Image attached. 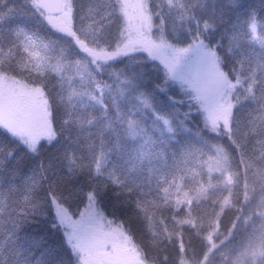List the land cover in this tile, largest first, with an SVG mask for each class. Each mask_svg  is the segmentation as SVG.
I'll return each instance as SVG.
<instances>
[{
	"label": "trees",
	"instance_id": "1",
	"mask_svg": "<svg viewBox=\"0 0 264 264\" xmlns=\"http://www.w3.org/2000/svg\"><path fill=\"white\" fill-rule=\"evenodd\" d=\"M73 2L77 26L85 12L105 23L98 19L99 11L117 4L119 20L109 17L104 28L109 50L124 38L127 15L119 11L118 0ZM146 2L154 10L160 4V0ZM184 13L177 35L171 33L170 15L163 25L151 19L149 36L161 37L186 53L198 47L215 53L216 66L227 72L225 77L233 85L227 98L232 103V134L240 145L237 131H264V45L259 42L264 40V0H184ZM253 21L258 39L252 38L249 28ZM42 22L30 0H0V68L7 69L0 74L40 89L55 131L53 140L32 150L0 130V264H81L51 201L62 205L69 219L82 223L81 209L90 193L101 223L120 227L138 260L134 240L150 254L166 255L161 264H176V249L160 237L148 246L147 218L143 224L138 222L136 201L156 209L167 224L176 198L186 196L178 208L198 206L204 220L201 227L209 216L215 222L210 243L195 224L184 230L182 244L190 250L191 260L198 259L207 246L236 264H264V254H252L253 249H264L260 196L264 184L247 191L249 172L242 150L236 155L237 149L232 148L230 158L217 163L222 141L218 132L210 131V114L199 95L171 77L155 58L118 54L99 69L89 64L95 80L109 86L101 96L107 107L80 98L83 92L100 93L92 77L81 81L75 75L70 42ZM25 29L40 35L39 44L18 47V33ZM57 61L62 68L49 77L18 71L23 63L54 66ZM250 82H254L253 93L247 91ZM102 111L107 115L102 116ZM89 118H94L91 124ZM221 124L218 119L217 128ZM56 140L61 141L59 148ZM68 155L86 162L82 171L66 168ZM226 168L234 175L228 176ZM225 197L228 202L221 208L219 201Z\"/></svg>",
	"mask_w": 264,
	"mask_h": 264
},
{
	"label": "rangeland",
	"instance_id": "2",
	"mask_svg": "<svg viewBox=\"0 0 264 264\" xmlns=\"http://www.w3.org/2000/svg\"><path fill=\"white\" fill-rule=\"evenodd\" d=\"M124 3L127 5V21L124 28L126 35L119 41L132 37L140 38L142 42L131 43L129 45L131 51L120 53V55L127 57L146 54L151 59L155 58L161 66L163 65L167 73L166 65H171L172 72L170 76L199 95L208 114H215L218 107L225 102V97L228 96V87L216 81L209 52L202 47H198L195 51L189 50L188 53L186 51L177 52V48L165 43L163 38H152V35L149 36L150 31L152 32V23L150 21L146 25L143 18V13L146 10V0H124ZM171 12L170 30L172 35L175 36L181 30L183 22H185V15H182L184 13V0H173ZM59 33L58 35L61 37V32ZM22 34L24 45L27 48L39 44L40 40L36 31L31 33L26 32L25 29ZM29 37L35 42L34 44L29 42ZM29 62L31 61L29 60ZM29 64L33 65L35 63ZM85 97L86 99L89 98L86 92L81 93L80 98ZM12 107H20V109L23 107L24 112L22 111V113L33 116L34 121H21V116L17 115V119L13 120L8 128L9 133H14L20 137L28 147L32 141L35 142L34 146L40 143L45 146L48 141L53 140L55 131L50 118V110L46 101L42 98L40 89L16 78L0 74V123L6 124L7 115L5 113ZM49 132L54 133V135L50 136ZM237 135L239 136L242 156L249 172L247 191H255L264 184V131L251 133V131L245 129L242 132L237 131ZM54 143L58 148L62 145L61 141L56 140ZM64 162L66 168L70 170L78 169L79 171H82L83 165L86 164L85 161L80 162L79 159H75L73 155H68ZM93 198L91 193L86 196V202L81 209L84 216L82 223L69 219L68 214L64 212L65 208L57 201H51L56 209L57 222L65 230L68 243L71 240V244L69 243L71 249L79 254V259L83 261V264H139L137 256L133 255L131 253L132 249L126 245L127 241L123 230L116 225L106 226L101 223V216L96 214L94 207L91 205V199ZM57 206L63 210V220L57 217ZM71 245L77 246L75 250ZM210 256L213 259L215 257L222 259L226 255L222 251L213 250ZM206 264H210V262L206 261Z\"/></svg>",
	"mask_w": 264,
	"mask_h": 264
},
{
	"label": "clouds",
	"instance_id": "3",
	"mask_svg": "<svg viewBox=\"0 0 264 264\" xmlns=\"http://www.w3.org/2000/svg\"><path fill=\"white\" fill-rule=\"evenodd\" d=\"M173 2V0H172ZM118 5L113 4L111 9L105 6L98 13V19L105 23L110 22L109 17L112 20H119ZM146 10L153 21L160 20L161 24H165L167 18L172 14L171 7L169 6V0H160L158 9L154 10L150 4H146ZM97 18L90 17L87 12L83 13L81 18V23L79 26L76 25V30L82 39L93 47H106L109 48L110 45L107 43L104 36L105 23L96 22ZM70 46L74 49V54L72 56V61L88 62L91 64L90 58H88L75 44L71 41L69 37ZM7 69L0 68V71H6ZM18 71L24 74H33L40 77H49L54 72V66L52 64L42 65L36 62L35 66L28 63H23L18 67ZM227 77V72H225ZM43 86V83L41 84ZM212 133H219L220 140L222 143L218 145V149L221 150V155L230 158L232 148L237 149L236 155H239L241 151V146L236 142L233 137L229 138L228 132L224 129L223 124H221L216 130L211 129ZM225 172L228 176H233L234 173L230 168H226ZM261 199H264V192L260 194ZM194 198V197H190ZM228 202L227 197L219 201V205L222 208ZM216 203V201H213ZM134 211L136 213V218L141 224L144 223L145 218H147L148 227L147 233L149 234L146 239V243L149 247H153L156 244L154 237H160L161 239H167L169 245L176 249V264H180V258L184 257L187 264H206L209 261L210 264H236V261L229 257H213L210 256L213 249L211 247H205L201 256L195 261L191 260L188 256L190 251L186 245L182 244L184 238V230L190 229L195 224L197 231L201 235L202 239H207L208 234L215 231L214 217L209 216L208 223L204 227L203 218L199 215L200 209L198 206L186 205L183 208H178L176 204L172 205V214L170 216L169 222L166 224L163 219L160 218V214L156 209L143 204L142 201L137 200L135 203ZM262 227H264V222H262ZM155 228H159V231H154ZM136 244L138 256L141 264H161V259H166V255L157 256L155 253L150 254L143 244L133 241ZM183 245L185 252L180 251V246Z\"/></svg>",
	"mask_w": 264,
	"mask_h": 264
},
{
	"label": "snow or ice",
	"instance_id": "4",
	"mask_svg": "<svg viewBox=\"0 0 264 264\" xmlns=\"http://www.w3.org/2000/svg\"><path fill=\"white\" fill-rule=\"evenodd\" d=\"M31 6L39 12V14L44 18L45 21L55 30L68 35L71 37L74 44L91 60V64L96 68L99 69L101 63H105L112 59L113 57H116L118 54L131 51V48L129 45L133 42L140 43L142 40L140 38H132L127 37L123 39L122 41H117L115 47H113L111 50L106 47H93L90 46L85 39H82L77 30H76V18H75V4L73 0H58V2H52V0H30ZM119 4V11L121 13H124L125 16L127 15L126 8L127 5L124 3V0H118ZM169 6H172V0H169ZM182 15H186V13H183ZM143 18L145 20L146 25L148 22L151 21V17L148 14L147 10L143 13ZM249 28L251 30L252 38L258 39L256 35V26L255 22L249 24ZM122 35H126L125 33H122ZM30 43H35L32 41L31 37L28 38ZM262 45H264V40L259 41ZM47 47V45H45ZM186 49H177V52L185 51ZM33 56H36L37 53L33 52L31 53ZM151 54V53H149ZM209 57H211V67L214 71L215 79L218 83L221 85H226L229 89L233 87L231 83L228 82V80L225 77V74L219 70V68L216 66V56L215 53L210 52ZM168 69V74L171 75L172 67L171 65H166ZM62 68V65L57 61V63L54 65V70L59 73L60 69ZM74 70L75 75L80 77L81 81H85L87 77H92L93 79V85L97 92L100 93V95H94L92 92H87L86 94L91 100H94L97 104H100L102 108H106L107 106L103 104V101L101 99V96L103 95V91L105 88H108L109 86L107 84H101L100 82L95 80V77L93 76L92 71L89 69V63L84 61H76L74 63ZM86 74V75H85ZM71 79V77H69ZM237 83H239V80H237ZM253 83L250 82L248 84L247 91L249 93H253ZM122 94V90H121ZM232 108L231 101L228 100L227 97H225V102L221 104L216 113L213 115H210L209 117V123L211 125V128L213 130L217 129V120L222 119L223 120V127L228 132L229 138H232V124H231V117H230V109ZM102 116H106V111L101 112ZM117 116H119V111H117ZM94 118H89L87 123L91 124L93 122ZM131 124V121L129 122ZM105 127H109V125L106 123L104 125ZM49 135L52 136L54 133L49 132ZM133 135H135V132H133ZM34 141H32L29 144V148L34 150ZM217 163L226 162L227 158L221 155V150L217 149ZM186 196H181L176 198V205L179 206L182 199H185ZM63 210L57 206V217L61 220H63ZM211 238V232L208 234V240L210 243ZM69 243L71 244V240H69ZM73 249L77 247L76 245H71ZM180 251L185 252V249L183 248V245L180 246ZM257 252H260L261 254H264V249H253L252 254L256 255ZM247 253V250H246ZM81 264H83V261H81ZM141 264V262H139ZM180 264H187V261L184 259V257L180 258Z\"/></svg>",
	"mask_w": 264,
	"mask_h": 264
},
{
	"label": "flooded vegetation",
	"instance_id": "5",
	"mask_svg": "<svg viewBox=\"0 0 264 264\" xmlns=\"http://www.w3.org/2000/svg\"><path fill=\"white\" fill-rule=\"evenodd\" d=\"M43 24H47L52 30H54L48 23H47V21H45L44 19H43V22H42ZM57 34H60L58 31H56V30H54ZM19 37H18V40H19V42H18V47H21V46H24L25 48H27V46H25L24 45V42H23V40H24V36H23V34H22V31H20L19 33ZM38 34V33H37ZM61 37H62V39L63 40H65L66 42H69V36L68 35H66V34H63V33H61ZM38 36H39V40L41 41L42 40V38L40 37V35L38 34ZM71 38V37H70ZM39 41V42H40ZM15 110V111H14ZM22 111L24 112V110H23V107H22V109H20V107L19 108H13L12 107V109H10V110H7V112L5 113V115H7V117H6V124H3V123H0V130H6L7 132L8 131H10L8 128L11 126V124H12V121L14 120L15 121V119H17V115H20L21 116V121H26V120H29L30 122H33L34 121V118H33V116H28L27 114H25V113H22ZM9 133V132H8ZM11 134H13V136L15 137V138H19V140L22 142V143H24V144H26V142L24 141V140H22L20 137H18L17 135H15L14 133H9V135H11Z\"/></svg>",
	"mask_w": 264,
	"mask_h": 264
},
{
	"label": "water",
	"instance_id": "6",
	"mask_svg": "<svg viewBox=\"0 0 264 264\" xmlns=\"http://www.w3.org/2000/svg\"><path fill=\"white\" fill-rule=\"evenodd\" d=\"M52 2H54V3H55V2H58V0H52Z\"/></svg>",
	"mask_w": 264,
	"mask_h": 264
}]
</instances>
